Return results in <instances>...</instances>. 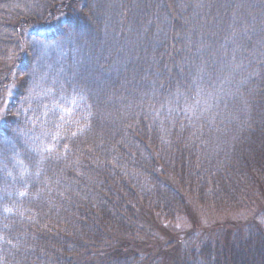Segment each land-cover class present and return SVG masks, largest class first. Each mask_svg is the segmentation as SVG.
Returning a JSON list of instances; mask_svg holds the SVG:
<instances>
[{"label":"trees","instance_id":"trees-1","mask_svg":"<svg viewBox=\"0 0 264 264\" xmlns=\"http://www.w3.org/2000/svg\"><path fill=\"white\" fill-rule=\"evenodd\" d=\"M5 98L0 264H264L173 227L261 199L264 0H0Z\"/></svg>","mask_w":264,"mask_h":264},{"label":"rangeland","instance_id":"rangeland-1","mask_svg":"<svg viewBox=\"0 0 264 264\" xmlns=\"http://www.w3.org/2000/svg\"><path fill=\"white\" fill-rule=\"evenodd\" d=\"M91 1V0H89ZM72 15V14H71ZM214 38V36L212 35ZM199 46V45H198ZM197 49V45H196ZM195 49V50H196ZM9 102V98H5V100H2L0 102V106L7 105ZM260 200L257 201L254 205V207L248 211L240 210V211H233V212H223V211H212L211 209H207L205 207L200 206L202 209H199L197 214L194 217H191V220L184 221L181 220L180 222H175L174 228H181L180 233H186L188 228L196 227L197 229L207 228L211 226V228L214 227V224L219 226H231V223L238 221V220H244L245 218L249 217V215L254 212L255 210H259L264 208V189L261 191ZM180 223V224H179ZM186 223V224H185ZM227 227V226H226ZM227 227V228H228ZM180 230V229H179ZM224 230H220L219 234H221ZM191 237H195L194 239L201 238L199 233H196V235H191ZM220 237V236H219ZM152 243V242H151ZM157 245L154 244L153 248L157 250ZM159 248V247H158Z\"/></svg>","mask_w":264,"mask_h":264}]
</instances>
